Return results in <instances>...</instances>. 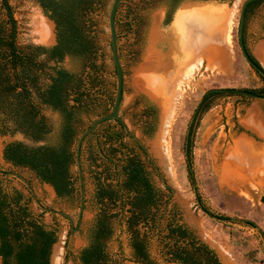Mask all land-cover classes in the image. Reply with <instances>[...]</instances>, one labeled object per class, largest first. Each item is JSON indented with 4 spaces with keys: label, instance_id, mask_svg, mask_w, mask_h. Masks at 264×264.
Masks as SVG:
<instances>
[{
    "label": "rangeland",
    "instance_id": "374dc122",
    "mask_svg": "<svg viewBox=\"0 0 264 264\" xmlns=\"http://www.w3.org/2000/svg\"><path fill=\"white\" fill-rule=\"evenodd\" d=\"M111 1L97 2V8L89 14L87 30L96 39L98 50L91 60L101 68L99 78L104 96L106 93L114 97L116 75L107 22ZM187 1L189 0H181L173 7L169 20L165 18L170 9L166 0H122L115 15L118 54L123 70V94L118 115L125 126L124 140L139 155L160 196L158 204L149 209L157 218L161 217L156 228L149 231L147 227H142L141 222L136 228L148 235L149 256L159 264H178L167 254L171 241L166 244L162 240L167 232L166 223L170 219H175L191 229L198 239L215 251L222 264H264V203L260 200L264 195V134L253 125L252 120L255 116L264 120V99L245 94L210 96L209 107L195 119L192 128L190 167L184 150L189 121L205 89H256L262 85L260 75L244 59L238 43L239 8L242 0H219L220 2L213 4L228 8L236 5L230 26L231 44L226 57V70L206 68L204 63L195 70L187 84L181 85L180 94L176 92V96L171 99L168 93H162L161 101L168 100L167 107L171 108L169 111L166 109L163 114L158 101L151 97L154 90H150H156L163 85L150 82L148 84L147 76L142 75L149 56L159 58L160 61L168 57L169 73L176 79L180 75L183 67L180 57L181 54L184 56L185 49L180 46L181 39L178 44L176 37V41L171 39L170 45L167 40L171 37L169 30L175 11ZM9 2L17 23V44L20 47L28 44L45 45L49 39L45 40L40 36V27L49 26L51 36V23L36 0ZM188 28L189 24H185L183 35L188 32ZM243 39L247 51L264 68V56L261 55L264 48V0L258 1L248 12ZM87 61L86 58L65 57L60 65L84 76L88 70L85 66ZM104 96L96 103L99 107L95 104L93 111L81 115L76 126L77 134L101 115L100 113L111 110ZM145 102L156 108V120L150 134L145 132ZM41 112L51 125V132L43 141H32L17 131L0 134V184L8 192L14 188L20 190L31 213L47 227L55 229L56 241L51 248L50 264H54L58 249L60 256L58 255L57 264H79V252L87 243L88 228L99 209L93 199L94 183L91 171H99L102 166L90 165L87 160L88 146L94 143V139L82 143L80 165L84 206L79 223L78 172L75 164L71 166L75 191L72 197L61 198L56 196L50 185L41 182L33 170L14 166L2 156L4 145L10 141L18 140L35 146L56 139L59 114L47 107H43ZM109 126L118 127L115 121H107L96 130L101 147L110 144L105 141L103 133ZM135 139L141 143L142 149L134 143ZM246 144L251 147L249 152L253 155L248 157L241 154L244 157L234 159L236 168L234 173L229 174L231 153ZM246 166L253 168L251 173L246 174ZM196 193L202 203L215 213L238 220H219L205 214L196 202ZM45 207L55 209L56 212H50ZM127 208L128 205H124L123 209L110 204L106 206L108 214H117L111 217L113 233L105 240L106 251L111 259L118 260L120 264H140L128 244L129 234L125 223L129 214ZM240 219H248L255 226Z\"/></svg>",
    "mask_w": 264,
    "mask_h": 264
},
{
    "label": "trees",
    "instance_id": "16d2710c",
    "mask_svg": "<svg viewBox=\"0 0 264 264\" xmlns=\"http://www.w3.org/2000/svg\"><path fill=\"white\" fill-rule=\"evenodd\" d=\"M180 1L166 0L170 7L165 16L166 20L170 19L173 7ZM258 1L260 0H251L247 3L244 24L251 7ZM36 2L42 13L54 22L56 42L53 45L28 44L20 47L16 42L17 23L13 8L9 0H0V134L17 131L32 141H43L51 132V125L41 112L43 107L56 111L60 121L53 142L29 146L18 140L10 141L4 145L2 156L14 166L33 170L41 182L52 186L57 197L67 198L72 197L75 191L71 166L75 164L72 146L78 135L77 122L82 114L93 111L95 104L104 96L99 78L101 68L91 60L98 50L96 39L87 30L89 14L97 8L99 0ZM247 53L259 65L248 51ZM65 57L88 59L85 75L61 66L60 63ZM261 78L264 81V77ZM247 90L264 95V87ZM216 94L241 93L234 92L231 88L207 93L198 106L195 119L209 107V97ZM104 97L111 106L114 97L106 93ZM96 106L99 107L98 104ZM103 113L106 112L100 114ZM143 114L146 117L145 132L150 134L156 120L155 106L145 102ZM107 121H115L118 127L109 126L104 129L105 141L110 144L101 147L96 130ZM194 121L190 126L186 151L189 167ZM124 132L125 126L119 117L102 121L94 132L88 133L82 139L80 155L82 143L93 138L94 143L88 146L87 160L90 165L95 164L102 168L91 171L94 183L93 199L99 209L88 228L87 243L79 252V264H120L118 260L109 257L105 246V240L113 233L111 217L117 215L107 213L106 206L109 204L119 206L120 209L128 205L126 211L129 214L125 223L129 234L128 244L134 258L140 264H159L149 256L148 235L136 228L141 222L142 227H147L150 231L156 228L157 221L160 222L161 217L157 218L149 210L158 204L159 191L151 181L139 155L126 144ZM134 143L143 148L138 140L135 139ZM97 160L100 162L97 163ZM23 198L20 190L14 188L8 192L0 184V264H50L56 231L36 218ZM260 200L264 203V195ZM199 201L201 209L207 215L219 220L232 219L215 213L202 200ZM240 220L255 226L248 219ZM165 229L167 232L162 240L166 244L171 241L167 254L174 262L222 264L215 251L198 239L186 225L170 219Z\"/></svg>",
    "mask_w": 264,
    "mask_h": 264
},
{
    "label": "bare ground",
    "instance_id": "6f19581e",
    "mask_svg": "<svg viewBox=\"0 0 264 264\" xmlns=\"http://www.w3.org/2000/svg\"><path fill=\"white\" fill-rule=\"evenodd\" d=\"M235 11H236V5L233 6L232 8L226 9L223 6L217 7L211 3L183 4L177 10L173 18L169 33L171 34V36L176 37L177 44L179 43V39H181L180 46L183 48V50L185 49L183 51L184 56L181 54V56L183 57V59L181 60L183 67L180 71V75L176 79L174 75H171V73H169L170 71L169 62L166 61L160 62L159 58L154 59V57L152 58L150 56L148 57V60L146 62L147 64L144 66L145 69H143L142 72L143 77L147 76L146 78L148 80L146 82L148 84L159 83L163 85V87L160 86L159 88H156V90L149 88L152 91L154 90L153 92H151L152 93L151 97H153L160 104L162 110L161 114L171 109L167 107L168 100L164 102L161 101L163 99L162 93L164 94L168 93V95L172 97L171 99H173L176 92H178L179 94L182 92L179 89L180 87H182L181 85L183 83L187 84L190 81V79L193 77L195 70L199 69L200 66L202 67L204 63L206 68H212L220 71L226 70L225 68L227 66L226 57L228 56L229 47L231 44L230 26L232 24V19ZM220 20H222L221 21L222 24L221 26L218 25L217 27L216 24ZM185 24H189V28L187 29L188 32L183 35L182 29ZM40 28H41L39 32L40 36H42V38H44L45 40L49 39L50 38L49 26H43ZM158 37L159 36H157V38ZM261 55L264 56V48ZM191 56L193 57L192 59L190 58ZM189 59L191 60L189 61ZM146 73H148V75ZM252 120H253V125L262 134H264V120H262L261 118L258 119V116H255V118H253ZM250 148L251 147L247 146L246 144L244 147H239L238 149H236L235 153L233 154L231 153L232 163L229 164L230 169L228 167L229 174L231 172L234 173V169L236 168L235 167L236 164L234 161L236 159H239L244 156L250 157V155H253L252 152H249ZM165 152L166 154L169 155L168 151H166V148H165ZM241 154H243L244 156H242ZM251 170H253L251 166L250 167L246 166V172H247L246 174L251 173ZM236 180L237 179H235V181ZM56 253H57L56 256H54L56 257L54 264H57L60 250L58 249Z\"/></svg>",
    "mask_w": 264,
    "mask_h": 264
},
{
    "label": "water",
    "instance_id": "95a60500",
    "mask_svg": "<svg viewBox=\"0 0 264 264\" xmlns=\"http://www.w3.org/2000/svg\"><path fill=\"white\" fill-rule=\"evenodd\" d=\"M121 1L122 0H112L111 3H110V6H109L108 14H107L108 30H109V36H110L111 58H112V62L114 64L115 75H116L115 93H114L113 103L111 105V110L109 112H107V113H103V114L97 116L90 123V125H88L85 129H83L77 135V138H76V140H75V142H74V144L72 146V150L74 151L75 166H76L77 172H78V188H79L78 223L80 222V214H81V211H82L83 206H84L83 184H82L83 180H82V172H81V165H80V147H81L82 139L88 133L94 132L95 129L97 128V126L102 121L107 120V119H118L119 118L118 112H119L121 97H122V94H123V70H122V67H121V62H120V58H119V54H118L117 35H116V26H115V15H116V10H117L119 4L121 3ZM249 1H251V0H242V2L240 4L239 21H238V32H237L238 43H239V47H240L241 53H242L244 59L247 61V63L253 69H255L260 75H262L264 77V68L262 66L258 65L257 63H255L250 58V56L247 53V50H246V47H245V43H244V39H243L244 12H245V7H246V5H247V3ZM217 2H220V1L219 0H189L186 3H184V4H189V3H199V4L211 3V4H214V3H217ZM181 5H183V4H181ZM224 8L229 9L228 7H225V6H224ZM177 10L175 11V14H176ZM175 14H174V16H175ZM221 21L222 20L217 22V24H216L217 27H218V25L221 26V24H222ZM50 23H51V36H50L48 42L46 43L47 45H53L56 42V40H55V28H54L55 25H54V22L52 20H50ZM174 38H175V36H173V37L171 36L170 39L168 38V40H167L168 45H170L171 41L175 40ZM164 61L168 62V57L167 58L165 57ZM160 62H162V61H160ZM225 90H227V88H222V87H211V88H208V89L204 90L202 96L200 97V99L198 101L197 106L195 107V109L193 111V114H192L191 119H190L189 124H188V128H187V131H186V137H185V144H184L185 153L187 151V142H188V138H189L190 126H191V124L193 123V121L195 119L198 106L203 102V100H204V98H205L207 93L212 92V91H225ZM231 90L234 91V92L245 94V95L252 96V97H255V98L264 99V95L256 94V93H254V92H252L250 90H247V89L231 88ZM186 159H187V155H186ZM190 171L192 173L191 169H190ZM50 187H52V186L50 185ZM193 191H194V193L196 192V188L195 187L193 188ZM62 214L66 215L64 212H62Z\"/></svg>",
    "mask_w": 264,
    "mask_h": 264
},
{
    "label": "flooded vegetation",
    "instance_id": "af4514ba",
    "mask_svg": "<svg viewBox=\"0 0 264 264\" xmlns=\"http://www.w3.org/2000/svg\"><path fill=\"white\" fill-rule=\"evenodd\" d=\"M181 59H183V57L181 56L180 57V60ZM255 70V69H254ZM256 71V70H255ZM257 72V71H256ZM258 73V72H257ZM259 74V73H258ZM260 75V74H259ZM260 77H263L262 75H260ZM262 79V78H261ZM261 87H264V81H263V79H262V85H261ZM252 92H254V91H252ZM254 93H256V92H254ZM256 94H259V93H256ZM259 95H262V94H259ZM127 133V132H126ZM128 134V133H127ZM132 137V136H131ZM133 138V137H132ZM141 144V143H140ZM143 147V146H142ZM195 199H196V202H197V204L199 205V207H200V197L197 195V193H196V195H195ZM45 209H47V210H49L50 212H56V210L55 209H52V208H47V207H45ZM200 209H201V207H200ZM59 212H61V211H59ZM206 214V213H205Z\"/></svg>",
    "mask_w": 264,
    "mask_h": 264
}]
</instances>
